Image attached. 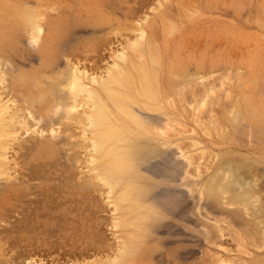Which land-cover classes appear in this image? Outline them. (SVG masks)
Wrapping results in <instances>:
<instances>
[{
  "label": "rangeland",
  "instance_id": "374dc122",
  "mask_svg": "<svg viewBox=\"0 0 264 264\" xmlns=\"http://www.w3.org/2000/svg\"><path fill=\"white\" fill-rule=\"evenodd\" d=\"M28 12H31V14L33 13L32 17L33 16L37 17L36 18L37 24L40 25L42 24L41 25L42 28L40 27L41 30L39 31L40 32L43 31L42 32L44 33L43 38L45 39H42V35H41L42 33L40 34L38 33L41 38L39 41H36V43L34 42V40L36 39L33 38L34 39L33 40L31 37L32 35L30 34V27H29L30 23H28L30 20L28 17H31V14ZM27 14L30 16H28ZM39 16H41L40 17L41 19L38 20ZM140 26H142L143 29L146 30L147 43L151 41L152 44L155 46L154 49L158 51L157 53H155V55L156 58L158 59V62H160L161 64V66H159L161 68H159L158 66L155 68L157 74L158 75L161 74L158 76L159 81L165 83L166 86H164L163 88L166 91L162 89L163 92L161 94V97L164 104L163 102L161 103L159 110H156L154 114H151L152 116L148 114V111H140L141 114L136 113L137 116H139V119L141 117L140 122L141 120L143 121L141 122L142 125L140 124L139 126H136L130 123L129 126L128 123L126 125L127 126L126 128L128 130L139 129L140 131H143L141 132V134L144 137L140 135L141 142L149 139L148 135L150 133H151L150 135L153 137H155L156 135L155 138L159 141L160 145H162V146L158 145L159 149L157 148L158 149L156 155L157 159L150 160L149 158H146V160L149 161H146L144 163L142 162V165L140 167L142 170L140 174L145 173L146 181L153 182L158 185V186L155 185L157 187L154 186L152 188L155 191L154 190L152 191L151 189L150 191L151 193L149 192L148 196L142 199L143 207L149 203L151 204V202L154 203L155 206L160 204H166L165 203L166 198H169V196H171V198L174 199L173 201L174 204L172 202L171 204L167 203V206L171 205V207H167V208L168 209L171 208L172 210L175 211H174V215L173 212L171 211L172 214L169 216L170 219L167 217L168 219L166 220L162 219V221H158V222H148L145 225H143L145 230L147 229L148 230L146 231V233H142V239H144V241L143 240L141 241V249L143 250L140 251L139 259L136 262V264H243V263L264 264L263 262L264 234L261 235L260 232H258L259 235L257 234V230L258 228H260V226L257 225V223L256 225L254 224L256 226V227L254 226L256 228V230H254L256 233L252 229L251 230L253 233L251 231L250 232L247 231L249 227L247 226L248 224L244 220L248 218L249 219L259 218L261 220L264 219V215H262L264 214V207H263L264 202L262 203V200H264V190H263L264 189V131H263L264 130V0H0V59L2 57L4 59V62H7L5 63V65L7 64L5 69L3 66L2 71L8 72L6 75L7 78L4 77L6 79L4 80L7 83V79L9 78L12 80L14 84H16L15 95H18L15 98V96L11 94L10 96H8L9 97L8 99L17 100L19 98L20 99L25 98L29 100L30 98L32 99V97H34V99L36 100L38 99V101L39 99H41V101H39L36 104L37 110L41 109L42 107L44 108L48 104L50 106H53L55 101V98L53 97L54 95L53 91L57 89V88L56 89L53 88V86L55 87V82H57L55 81L56 78L62 77V75L64 77L67 74V72L70 71L71 69L70 66L77 68L79 71L80 70L86 71L88 72V74L92 76L100 75L101 73H103V71H105V68L109 66V63L111 62L110 59L112 55L111 53L119 51L121 47L125 45V43H128L131 40H133L137 34L136 30L139 29ZM48 34H50L51 36L48 37L49 36ZM43 40H45V42L47 43H45ZM43 49H46V51L44 52L43 55H41V57H39L41 50ZM48 50L49 51L52 50V52L50 53ZM47 51L49 52L48 53L49 55L46 54ZM150 66L152 65L150 64ZM151 71L155 72L154 69H151ZM5 72L3 74H6ZM2 76L0 77V79H2ZM53 76H54V80H53ZM199 76H202V80H199ZM180 77L181 78L183 77L182 79L183 81L185 80V77H187L186 83L190 78L191 79L193 78L196 81V83L185 86L186 84H183L182 80L181 81L178 80L179 82L178 84V82H176V78L178 79ZM162 78L165 80H163ZM51 79L54 81L53 86H52L53 82H51L52 81ZM172 80L175 82H173ZM6 83H4V85ZM167 83L168 85L171 86L173 85L174 87L170 88V86H168ZM177 84L180 85V87L183 84L182 87L185 86L184 89L186 88L185 92L186 90L189 89H191L192 92H190L189 90L188 91L189 93L188 92L185 94L182 93L184 92L182 90L183 88L176 87ZM193 85L195 86L193 87ZM167 86L169 88H165ZM189 86H191L192 88ZM2 87L4 88L5 86ZM199 87H202L200 88V90L203 91V96L202 94H200L201 91L199 90ZM176 88H180L182 91ZM100 89L103 94H106L108 91L112 90V89L103 90V88ZM173 89H176L180 92L174 90V94H175L174 95ZM115 90L117 92H115ZM119 90L120 92H118ZM170 90L172 91V93ZM195 90L196 91L199 90L197 94ZM208 90L211 91L209 92ZM6 92H4V94H6ZM121 92L122 93L125 92L124 94H126L128 91L123 89L122 90L114 89L112 91V94L118 96L117 93H121ZM193 92L195 94L194 99L192 98L194 96ZM211 92H213L214 95ZM58 93H60V91ZM132 93H133L132 91H129L127 93L128 98L126 97L127 101L130 103L134 102L136 98L135 94ZM190 93H192L193 95L191 94L188 95L187 97V94ZM6 96L7 95H5L4 98H6ZM130 96L132 98H129ZM185 96L187 98H185ZM200 97L202 98V100L200 99ZM232 98L233 99L238 98L236 100L242 101L245 107L247 104L249 105L251 104L252 111L254 112L256 111L257 114L255 117L256 119H253L255 121L251 119L252 121L248 120V122L251 121V123H247V124L243 123L245 125L244 126V129H246L245 131L243 129V125H240L242 127H239L238 125L232 122L231 114L233 108L237 104V101L233 100ZM229 99L231 100L229 101ZM243 99L246 102L250 100L249 101L250 103L248 102L246 104V102ZM167 100L168 103L166 102ZM170 100H172L171 102L173 103L169 102ZM191 100L193 103L191 102ZM196 101L198 105L196 104ZM200 101L201 103H198ZM172 104H174L177 109H175L174 105ZM249 105H247L246 109L248 108ZM170 106L172 107L171 108L172 110H169ZM182 106L185 107L184 108L185 111ZM198 106L200 108H198ZM195 107H197L198 109H196ZM186 108L188 109L186 110ZM194 109H196L197 111L201 109V111L200 113H198L199 111L197 112ZM21 111L23 113L24 111H26V114H28L27 117L30 116L31 114L30 113L31 111L30 110L27 111V109L26 110L22 109ZM211 111L212 113H209ZM179 112L181 117L178 114ZM182 113L185 114L183 115ZM162 114H164V116ZM165 114L170 115V117L173 116L174 118L173 117L171 118L172 121L173 119L176 121V122L174 121L175 125L174 123H170L171 124L170 127L172 126V130L174 127L175 130L181 128V125L184 126L183 128L179 129L181 132L179 130H176L177 132L173 130L176 134L179 133L180 136L175 135V133L173 132L170 133L167 137V135L165 134L167 122L166 125H164L165 120L162 123H160V121H162L163 119H167V115L165 116ZM56 115L54 117H56ZM144 115L146 116L149 115V116L147 118ZM190 115L191 117L189 119ZM209 115L210 116L212 115V117H210ZM54 117L49 121L48 120L44 121L42 119L43 126L46 127L49 126V124H52V127L49 128L50 130L48 129L49 131L48 130H47L48 132L46 131L47 133L45 132L46 128H44L43 126L42 127L44 129L39 130L41 127L39 125H41V123L38 125L39 129L36 126L34 130L32 128L28 132H26V129H28V127H25L26 129L19 127V131H20L19 133L23 134L22 137H25L26 135L27 137L28 136L34 137L35 134L38 136L36 131L37 132L40 131L41 133L44 131L46 134L42 133L43 137L44 135L45 136L47 135L46 137L49 136L51 138L52 137L51 134L52 135L54 134L53 137L55 139L53 140L55 141L58 139L57 137L59 135H60L59 137H61L62 135L63 138V136L65 137L66 135L64 132L65 128L62 130L64 134L62 133L58 134L57 132H61L59 131L60 128L62 129L64 127L61 126L62 123H64L65 125L67 124V122L62 120L63 122L59 124L60 120L59 119H58L59 121L54 120ZM182 117H185L184 120L181 119ZM259 118L261 121L259 120ZM30 120L32 121V117L30 118ZM151 120L152 122L155 120V122H153L152 125L150 122L149 125H151L152 127L153 125L157 126V127H153V129L154 128L158 129L159 133L158 132L155 133V131H157L156 129L155 131L153 130L152 132L151 130L152 127L151 128L148 127L149 125L147 121L149 122ZM57 121L59 122L58 125L56 124ZM35 122L33 124H37V122L39 123V121H37L36 123ZM157 122L160 123V125L159 124L157 125ZM179 122L181 123V125L179 124ZM172 124L174 125V127ZM220 124H222V126ZM177 125H180V127ZM57 126H61V127H57ZM235 126H238V128H236ZM55 127L58 128L59 130L56 129ZM147 127L150 129H148ZM53 128H55L58 131H54L55 129L51 131ZM183 129L186 130L183 131ZM235 129L236 130L240 129V131L238 130L240 133L238 131L236 132ZM251 129H253L254 131ZM22 130L24 131L23 133L21 132ZM226 131L229 134H227ZM76 132L77 134L79 133L78 130ZM185 132L187 133L185 134ZM209 132L210 134H208ZM31 133L33 135H31ZM55 133H57L58 135L57 137ZM181 133L184 134L181 135ZM160 134L163 135L161 136ZM48 138L45 139L42 138V139L45 141V144H49L50 146L55 144L57 145L60 142L59 140L60 138L58 139L59 142L56 141V143H52L54 141L53 140L49 141L50 138L49 139ZM193 140L195 142H193ZM20 141H18V143H20ZM196 142H198V144L200 145H198ZM165 143L167 144L169 143V144L167 145ZM195 143L197 144L198 147L197 146L194 147L196 145ZM20 144H16L13 149L20 147ZM176 144H179L178 145L179 148ZM192 144L194 146H192ZM181 146H183L182 149L184 150L182 154L180 150ZM60 148L62 149V146H60ZM65 148L67 149V147ZM184 148L187 149L185 150ZM18 149L19 151L15 150L16 152H13L14 150L12 151V149L10 150L11 153L12 152L14 153V156L13 153L11 154L9 152V154L12 155L9 156L12 157V159L10 158V160L12 161L11 163H13L14 160L15 162H17L16 164L15 163L14 164L15 165L18 164V165L12 166L14 165L12 164L10 166L9 164L10 167L7 166V168H5L8 169L7 170L8 173L11 170H13L14 172H11L10 179L9 177L7 178H4L3 176H2L3 178L0 177V188H1L0 190L2 191L4 189L8 191L11 188H13L16 184L20 185V182L21 184L23 182L27 183L24 184L27 186V188L32 190L33 187L32 193H34V195L32 196H35V194L37 193L39 194L38 195L39 197L41 196L46 198V200L43 198L45 200V203H47V201L49 203L53 201V203L50 204L47 203V204L49 205L52 204L51 206H54L53 207L54 209L51 206L49 207V205L45 204L44 201L41 203L43 205H38L40 204V202L38 203V201H41L39 198H38L39 200L37 199L38 196H35L36 198L30 196L28 197L29 198L28 203L26 200L27 198H25L24 199L25 201H23L21 205L18 204L21 208V213L16 212L14 213V216L12 214V217H7V219L5 218L3 219V221L0 220L1 221L0 231L4 229H6V231L10 230L11 232L15 231L14 233L12 232L11 234L7 233L8 236H6L7 235L6 234L4 235L6 237L3 238L5 240L0 241V264H106L109 263V261L111 262L112 258H114L112 256L116 255L117 253V248H118L117 246L119 243V239L125 237L126 234H128L127 232L129 231H131V233L136 232V228L130 226V224L133 223L136 217L137 220H139L142 217L143 210L134 211L133 208L130 209L133 204H131L130 202H128V204L125 203L126 205L124 204L121 210L122 211L121 213H124L123 220L124 219L125 220L122 221V224L118 229L112 228L113 218L119 219V216L121 214L119 211H117L115 212V214L117 215L119 213L117 215L118 217H114L116 215H111L114 214V212H112L113 207L111 208L110 206L109 208V204L111 203V201H108L106 197H103L105 196V194L103 193L101 188L98 191L97 188L99 187L94 186L95 190H91L92 188L94 189V187H92L91 189H89L91 190L90 192H88L89 190H87V192L85 191L86 193H88L87 195H89L91 199L85 197L87 195L85 194L84 191H83L84 194H82L83 193L82 190L81 193L80 191L77 192V197L75 198L76 194L73 192L71 188L68 189V187L62 185V189H60L61 179L59 178L58 175H60L59 174L60 171L64 169L62 167L67 166L64 163V159L65 158L67 159L66 156H68V153L70 151L68 152V150L65 149L68 152L65 153L64 149H62L63 151L60 149V155L58 157L57 156H54L55 158L52 156L48 157L45 160L44 163L46 164H44L43 167L41 165L37 167L38 169L40 167L42 168L45 167L44 170L45 172L41 171L42 168H40L39 171H41L42 174L46 173V176L42 177V175L39 174L38 172V174L40 175L39 177L42 178L45 177V180L43 179L44 180L43 181L41 180L42 178L36 179V177H38V174L35 173L37 172V169H35L37 164L30 161V156H33V154L30 155V152L24 149L26 154L25 155L23 154L24 153L23 148H22V152H21V147ZM170 149H171V154L169 153ZM202 149H205L204 151H202L204 152V154H202L201 152ZM77 150L79 151V153L82 152V150L79 148ZM167 151H169L168 152L169 156L167 155L168 154ZM197 151L198 153L200 152V155L197 153ZM161 152L163 153L164 156L162 154H161L162 156H160ZM185 152H187V155ZM19 153L21 154L17 155ZM193 153H194V158L192 155ZM158 154L160 157H158ZM179 154L180 156H178ZM195 154L197 155L196 157ZM216 154L218 156H216ZM81 155L82 156L80 157H83L84 153L82 152ZM165 155H166V159L164 158ZM188 155L189 156L191 155L193 160L195 159L194 160L195 164L193 165L192 164L193 161L192 162L190 161L188 166L189 168L185 169V165H188L189 162L187 159L189 157ZM201 155L202 157L200 158ZM213 155H215V157ZM167 156L169 158L168 160H167ZM184 159H186V161ZM233 160H238V161L241 160L242 165H247L248 163V165L254 168L253 169L254 174L253 172L251 173L252 170L251 169L249 170L250 173L249 172L247 173V176L249 178V175L252 176L255 174L257 175L253 177L250 176L249 180L253 178V181H250L253 182L251 183L252 185L251 192L253 193V195L256 193L259 195V196L254 195L258 197V201H259L258 209L254 208L255 209L254 210L252 207H250L251 209H249L248 207L249 205L246 207L243 206L244 207L243 208L240 205L238 208L228 207V210H230L231 208L230 210L231 213H230L227 210H224L222 212L221 210H219L220 211L219 212L218 211L219 208L218 206H216L217 204L214 206V208L210 207L215 204L213 203L215 199L214 197H219V195H217L218 194L217 191H215L216 186L214 187L215 185L214 183L216 181H212L214 172L218 170V168L220 169L222 167V163ZM81 161L80 163L79 162L78 163L82 167L81 169L84 170L81 171L80 174L86 175L87 173L85 168L86 163L85 164L84 162L81 163ZM152 162L156 164L153 165ZM165 162H167L166 166H165ZM47 163H49L50 165ZM52 163H55V167H53L54 164L52 166ZM146 163H149L150 165ZM182 164L185 165L183 166ZM191 164L193 166H190ZM45 165L49 166V168H53V170L55 171L52 170L53 171L52 172L49 168L47 169ZM144 166L146 167L148 166L150 168L154 167V169L155 167L156 168L158 167L162 172H158L159 171L157 170L158 168L156 169V171L153 168H151V171H153L154 173L153 174L151 173V171L144 170ZM167 166L168 168H166ZM28 167L29 169H27ZM162 167L165 169H163ZM174 167L175 168L177 167L178 169L176 168L177 170L175 169L173 170ZM23 168L25 169L26 172L24 170L22 171ZM30 168L34 169V173L35 175H37L36 177L32 176L34 173H32L33 170L31 171ZM59 168L62 169L60 170ZM169 168L170 169L172 168L173 174L176 173V175L175 174L174 175L177 177L176 178L173 175L174 176V177L172 176L173 180L170 181V183L165 179L164 180L161 179L163 175L164 178L165 176H167V172H165L164 170L166 169L168 170ZM182 168L183 171L178 172L181 171ZM28 170L31 171L30 172L31 174L28 173ZM184 170L186 171V174L188 172V175H192V173L194 174L192 176H189L191 178L184 179V172H185ZM18 172L21 173L20 176H17L19 175ZM23 172L25 173V175ZM55 172H57L58 174H54ZM158 174H161L162 176ZM49 175H51V178L54 177V180L52 178L53 183H51L52 181ZM157 175L158 177L160 176L161 178H158ZM16 176L19 179L15 178ZM24 176L25 177L27 176V178L25 179L27 182L24 180L25 178ZM79 176L82 178L81 175ZM146 176L149 178V180L148 178H146ZM21 177L22 178L24 177L23 178L24 181H21L22 180ZM179 177L181 178L183 177L182 182L180 180L181 183L178 180ZM255 177L259 178V180H257ZM206 178H208V180H206ZM38 179H40L41 181L38 182ZM31 180L32 182H30ZM12 181L15 184H13ZM17 181L20 182L17 183ZM28 181L29 183L35 185V188L33 185H30L31 187H29ZM62 183L63 182H61V184ZM192 183L194 184L197 183V184L194 185ZM46 184L47 185L52 184L53 189L54 187L56 188L60 186L59 190L60 191L63 190L61 193L60 191L58 192V190L55 191L56 189L53 190L51 188V190L55 191V192L52 191L54 193V196L55 195L58 196V194L60 193L61 194V195L59 194L60 197H62V195L63 197L62 198L57 196L53 197V193L51 192V190L49 191L51 194L49 193L50 195L47 196L48 200L46 195L45 196L40 195V190L37 187ZM186 185L188 188L185 187ZM191 185H193L196 188V191L193 189V186L191 187ZM199 185L200 187H198L199 189H197L196 186ZM4 186L7 189L3 188ZM183 187H185L186 189H183ZM164 188L169 195V196L167 195L166 198L164 197L165 196L164 194L167 193H165V191L162 190ZM191 188L193 191L191 190ZM200 188L202 192L204 190L201 198L198 197L199 194L201 196V193H199L201 192ZM212 188L214 189L213 192H212L213 190ZM64 189H66V192L68 194L64 191ZM158 189L159 191L161 190V192L163 191L164 196H161L162 195L161 192H159L160 194L156 193L157 197H159L156 200L155 199L156 195H154L153 192H157L156 190ZM173 189L175 190L172 191ZM188 189L192 191V194L191 192L188 191ZM184 190H186L187 192H185ZM208 190L209 191L211 190L210 194L212 195L213 198L209 195V192H207ZM1 191H0V205H1L0 209L2 207L3 202H12L11 200H8L10 198L7 195V191H4V193H2ZM56 192H58V194H55ZM193 192L196 193L194 194ZM1 193L4 195H2ZM204 193L205 196H207L208 193V199H206L207 197L203 196ZM74 194H75L74 196L75 199H79L81 201L84 200L82 201V203L81 201L77 200L81 204V205L78 204V207L80 209L79 208L77 209V205L75 203L78 202H75L74 199L72 200L73 197L70 198L72 201L68 198L69 196H72ZM151 194L154 195L155 198ZM80 195L81 196L85 195L83 197L87 198L88 200L83 199V197H78ZM209 197L211 199H209ZM30 198H32L31 201ZM59 198H60V202L61 201L63 202L64 199L65 200L68 199L67 202L72 203L74 201L75 203L68 204L65 203L66 202L65 201L64 202L65 206L60 205V203L58 202ZM103 198L106 200L103 201ZM150 198L152 199L154 198L155 200H152ZM202 198H204V201ZM185 199L187 202H184ZM207 200L208 201L210 200L212 203L208 204L209 202ZM29 202H32L33 204H30ZM36 203L37 205H35ZM44 204L45 206L46 205L47 206L45 207ZM193 204L195 205V207ZM13 205H17V203H14L13 201L10 207L12 208ZM196 205L197 207L198 205H200L198 208H200L201 206L203 208L204 206L205 208L203 209L205 210L201 208L200 209L197 208L199 211L198 210L195 211ZM37 206H39L38 209ZM55 207H58L59 209L58 208L55 209ZM209 207L213 212L211 210L209 211ZM124 208L127 209L124 210ZM74 209L75 211L73 212ZM109 209L112 210L111 211L112 213L110 212ZM69 210H72V212ZM78 210L80 212H78ZM179 210H180L179 215L183 213L182 210H184L185 211L184 213L186 214L183 213L182 216L181 215L179 216L178 215ZM187 210L190 211V214H188L189 212ZM200 210L202 211L201 212L202 214L201 213L196 214V212H200ZM257 210L261 211L262 214L259 215ZM133 211L135 213H133ZM204 211L206 212L203 215ZM233 211H240L239 214L241 213V215L243 214L246 217L245 218L243 217L244 219L240 218L241 216L235 217V215L232 214ZM77 212L80 216L77 214ZM125 212H127V215L125 214ZM130 212L132 213V215L130 214ZM214 213H216L217 216ZM219 213L221 216L219 215ZM176 214L178 215V217L176 216ZM192 214L193 215L195 214L194 216L197 218H195ZM200 214L201 216L203 215V217L199 216ZM27 215H29L28 220L25 219V216L27 218ZM128 215H131L129 216L130 218L128 217ZM9 216H11V214ZM204 216L207 217L208 220L205 219ZM211 216L213 218L212 221H211L212 219ZM180 217H183V220L182 218L180 219ZM214 217L216 219L218 218L219 222L222 223V224L219 223V225H223V228H221L222 230H225L226 228V230L223 232H226L227 236L224 237L223 239L222 238L220 239L219 236H221V234L219 235L218 232H216L218 231V229H216L214 225L213 222L215 221ZM219 217H223V218L221 219ZM235 218H237L236 219L237 221L239 218L241 219L239 221L240 225L239 222L233 220ZM130 219L132 222L130 221ZM196 219L198 221H196ZM181 220L182 222H180ZM220 220L221 221L224 220V221L221 222ZM202 221L203 222L206 221L205 224L206 226L203 224L205 227H203ZM232 221H235L236 224ZM241 221L243 223H241ZM198 222L201 224L198 225ZM244 222H245V226H247V229L245 226H243ZM1 223L4 225H2ZM109 223L111 226H109ZM185 223L187 224V226ZM223 223H225L226 225ZM196 225L200 227V229H198ZM207 226L212 227V229L208 227L209 231H207L208 230L206 229ZM63 228L66 229L64 230ZM182 228H184L186 231H184ZM149 229H152L153 231ZM213 229H215V233L213 232L214 231ZM199 230L201 231L198 232ZM149 231H151L152 233L151 232L149 233ZM171 231L172 232L175 231L176 233L172 234ZM229 233L231 235L233 234L234 238ZM239 233H241V235H239ZM146 236L148 237L147 239H149L150 242L145 241ZM250 236H252V238ZM64 237L68 239V241L67 240L65 241ZM241 237H243L244 239ZM18 238H20V240ZM216 239L218 240V242ZM18 240L20 242H17ZM211 241L214 243V245L213 243L210 244ZM64 243L65 245L67 244L66 246L68 248L66 247L67 250L65 249L66 251L63 252L65 248ZM56 244L59 246H57ZM61 245L64 248L60 249ZM67 251L68 252L71 251V254L70 252L68 253ZM60 253L62 254L60 255ZM63 253H68L70 255L66 254L65 256V254Z\"/></svg>",
  "mask_w": 264,
  "mask_h": 264
},
{
  "label": "bare ground",
  "instance_id": "6f19581e",
  "mask_svg": "<svg viewBox=\"0 0 264 264\" xmlns=\"http://www.w3.org/2000/svg\"><path fill=\"white\" fill-rule=\"evenodd\" d=\"M163 7V6H162ZM164 8V7H163ZM37 10V9H36ZM35 10V11H36ZM167 10V9H166ZM33 11V10H32ZM38 12V11H37ZM28 13H30L31 14V12H28ZM35 13V12H34ZM33 14V13H32ZM32 14H31V17H28L29 18V22L28 23H30V25H29V27H30V34L32 35L31 37H32V39L34 38V39H36V40H34V42L36 43V41H39L40 40V33H42V32H40L39 30H41L40 29V27H41V25L40 24H37V20H36V18L37 17H35V16H33L32 17ZM28 15V14H27ZM28 16H30V15H28ZM41 16H39V18H38V20L39 19H41L40 18ZM43 17V16H42ZM43 20V19H42ZM146 20V19H145ZM56 23V22H55ZM45 24V23H44ZM46 25V24H45ZM42 28V27H41ZM171 28V27H170ZM39 33V34H38ZM136 36L134 37V39L133 40H131L130 42H128V43H125V45H123L122 47H121V49L119 50V51H116V52H113V53H111L112 55H111V57H110V59H111V62L109 63V66L108 67H106L105 68V71H103V73H101L100 75H90V74H88V72H86V71H79L77 68H75V67H72V66H70L71 67V69H70V71L69 72H67V74L63 77V75H62V77H59V78H56L55 79V81H57V82H55V87L53 86V84H54V76H53V80L51 81V82H53L52 83V86H53V88L54 89H56L55 91H53V93H54V95H53V97L55 98V101H54V105L53 106H50L49 104L47 105V106H45L44 108L42 107L41 109H36V104L39 102V101H41V99H39V101H38V99L36 100V99H34V97H32V99L30 98L29 100H27V99H25V98H19V99H8L9 97L8 96H10L11 94H13L14 96H15V98L18 96V95H15V85L16 84H14L13 82H12V80L11 79H7V83H6V79L5 78H7V73L8 72H5L6 74H3L4 72L2 71L3 70V66H4V69H5V67H6V65H5V63H7V62H4V59L1 57V59L3 60H1L0 59V77L2 76V79H0V177L1 178H7V177H9V179L11 178V172H14L13 170H11L9 173L7 172V170L8 169H5V168H7V166H9V164H10V166L12 165V164H16L17 162H15L14 160H13V163H11L12 161L10 160V158L12 159V157H9V156H12V155H10L9 154V152H10V150L12 149V151L13 152H16L15 150H17V151H19V149L18 148H20L21 147V152H22V148H23V151H24V149L26 150V151H29L30 152V155H32L33 154V156H30V161L31 162H33V163H35V164H37V166L35 167V169H37V172H35V173H37L38 174V172H39V174H41L42 175V177L43 176H46V173L44 174H42V172L41 171H43V172H45L44 170H45V167L44 168H42L43 166H44V164H46V163H44L45 162V160L48 158V157H54V156H59L60 155V146H62V149H64L65 147H67V149L66 150H68V152L70 151L71 152V154H70V152L68 153L65 149H64V151H65V153L67 152L68 153V156H66L67 157V159L65 158L64 159V163L67 165V166H65V167H62V168H64V169H60L61 171H60V175H58L59 176V178L61 179V182H63L62 184H61V182H60V185H61V188L60 189H62V185H64V186H66V187H68V189L69 188H71L72 190H73V192L76 194V196H75V194L74 195H72V196H69L68 198L70 199L71 197H73L72 198V200L74 199L75 200V202H78V203H75L74 201L72 202V203H75L76 205H77V209L79 208L78 207V204H80L79 203V201H81V200H79V199H75L76 197H77V192H79L80 191V193H81V190H82V192L84 191H86L87 192V190H89V189H91L92 187H94V186H97V187H99V188H97L98 189V191H99V189L101 188V190L103 191V193L105 194V196H103V197H106L107 198V200L108 201H111V203L109 204V208H110V206H111V208L113 209V211L112 210H110V212L112 211V212H114V214H111V215H116L115 214V212H117V211H119L120 212V216H119V219L118 218H113V225H112V228H115V229H118L119 227H120V225L122 224V221H124L123 220V218H124V213H121L122 211V208H123V205L126 203V204H128V202H130L131 204H133L132 205V207L130 208V209H134V211H139V210H143V212H142V217L139 219V220H137V217L135 218V220L133 221V223H131L130 224V226H132V227H134V228H136V232L135 233H131V231H129V232H127L128 234H126V236L125 237H123V238H120L119 239V243H118V248H117V253H116V255H114V256H112V257H114V258H112V261L110 262L109 261V263H106V264H136V262L138 261V259H139V253H140V251L141 250H143V249H141V241L143 240L144 241V239H142V233H146V231L148 230H145V228L143 227V225H145L146 223H148V222H158V221H162V219H170V215L172 214L171 213V211L173 212V215H174V211L175 210H172L171 208H167V207H171V205L170 206H167V203H170L171 204V202L174 204V199L173 198H171V196H169L168 195V192H166L165 191V188L164 189H162L163 191H165V193H167V194H164L163 195V191L161 192V190L159 191V189L158 190H156L157 192H153L154 193V195H156L155 197H154V195H152L156 200L159 198V197H157V194L156 193H158V194H160L159 192H161L162 193V195L161 196H164L165 198H166V196L168 195L169 196V198H166V201H165V203L166 204H160L158 201V203L160 204V205H156L155 206V204L154 203H152L151 202V204L149 203V204H147L146 206H144L143 207V203H142V199H144V198H146L147 196H148V194H149V192L151 191V189L155 186V185H157V184H155V183H153V182H148V181H146V179H145V173H143V174H140L141 173V165H142V162L144 163V162H146V161H149V160H146V158H149L150 160L151 159H157L156 157V155H157V150L159 149V146H162V145H160V143H159V141L155 138L156 137V135H155V137H153V136H151L149 133V135H148V137H149V139H147V140H144L143 142H141L140 140H141V137H140V135L142 136V137H144L142 134H141V132H143V131H140L139 129H134V130H128L126 127V125L129 123V126H130V123H132V124H134V125H136V126H139L140 124H141V122H143L142 120H141V122H140V119H141V117H140V119H139V116H137V114H141L140 113V111H148V114H154V112H156V110H159V108H160V105H161V103L163 102V100H162V97H161V94H162V92H163V90L162 89H164L163 87L164 86H166L165 85V83H163L162 81H159V75H161V74H157V72H156V68L155 67H159V66H161V64H160V62H158V59L156 58V55H155V53H157L158 51L156 50V49H154V45L152 44V42L151 41H149L148 43H147V40H146V38H147V35H146V30H144L143 29V27L142 26H140L139 27V29H137L136 30ZM43 34L44 33H42L41 35H42V39H45V38H43ZM49 35V36H48ZM48 35H46V36H48V37H50L51 35L50 34H48ZM53 35V34H52ZM35 37H38V38H35ZM45 37V36H44ZM42 39H41V41H42ZM47 40V39H46ZM51 40V39H50ZM44 42H45V40H43ZM51 42V41H50ZM155 42V41H154ZM39 43V42H38ZM45 43H47V42H45ZM156 43V42H155ZM43 44V43H42ZM49 44V43H48ZM39 45V44H38ZM38 45H36V46H38ZM9 46V45H8ZM44 46V45H43ZM49 46V45H48ZM46 47V46H45ZM50 47H52V46H50ZM34 48H36V47H34ZM43 48V47H42ZM3 49V48H2ZM53 49V48H52ZM6 51V50H5ZM46 51V49H43V50H41V53H40V55H39V57H41V55H43L44 54V52ZM49 51V50H48ZM46 52V54H48L49 52L51 53L52 52V50L51 51H49V52ZM37 54H39V53H37ZM49 55V54H48ZM41 60V59H40ZM46 61V60H45ZM2 63H3V65H2ZM149 64V66H148V64ZM147 66H146V65ZM150 64L152 65V66H150ZM41 65V64H40ZM69 67V68H70ZM44 68V67H43ZM68 68V69H69ZM159 68H161V67H159ZM151 69H154L155 70V72H152L151 71ZM180 70V69H179ZM3 73H2V72ZM20 71V70H19ZM2 74V75H1ZM49 76V75H48ZM56 76V75H55ZM60 76V75H59ZM163 76V75H162ZM176 76V75H175ZM5 77V78H4ZM177 77V76H176ZM179 77V76H178ZM188 77V76H187ZM187 77H185V80L183 81L182 79H183V77L181 78H176V82H178V80L179 81H183L182 83L183 84H186L185 86H188V85H191V84H195L196 83V81L192 78H190L188 81H187V83H186V78ZM164 78H165V76H164ZM5 79V80H4ZM163 79V78H162ZM224 79V78H223ZM9 80V81H8ZM163 80H165V79H163ZM175 80V79H174ZM199 80H202V76H199ZM5 81V82H4ZM173 81V80H172ZM173 82H175V81H173ZM4 83H6L5 85H4ZM169 83V82H168ZM168 83H167V85H168ZM174 84V83H173ZM178 84H179V82H178ZM177 84V86L176 87H180V85H178ZM180 84H181V82H180ZM182 84V85H183ZM203 84V83H202ZM182 85H181V87H182ZM2 86H5L4 88L2 87ZM168 86H170V88H173L174 86L172 85H168ZM165 87V88H169V87ZM184 86V87H185ZM195 85H193V87H194ZM180 87V88H181ZM184 87H182L183 89V91L184 92H182V93H187L189 90H190V92H192L191 91V89H189V90H186V92H185V89H184ZM189 87H191V86H189ZM7 90H6V89ZM48 88H50V87H48ZM100 88H103V90L104 89H112L111 91H108L106 94H103L102 92H101V89ZM180 88H176V89H180ZM192 88V87H191ZM200 88H202V87H199V90H200ZM114 89H123V90H126V91H132L134 94H135V101L134 102H132V103H130V102H128L127 101V93L126 94H124L125 92H121V93H117L118 94V96L117 95H114V94H112V91L114 90ZM176 89H173V94H174V90L175 91H178V90H176ZM187 89H188V87H187ZM198 89V88H197ZM7 92H6V91ZM60 91V93H58L59 91ZM165 90V89H164ZM167 90H169V89H167ZM181 90V89H180ZM181 90V91H182ZM198 90V91H199ZM20 91V90H19ZM57 91V92H56ZM166 91V90H165ZM171 91V90H170ZM198 91H196L195 90V92H196V94H197V92ZM201 91V90H200ZM209 91V90H208ZM211 91V90H210ZM209 91V92H210ZM228 91V90H227ZM4 92H6V94H4ZM56 92V93H55ZM110 92V93H109ZM115 92H117L116 90H115ZM118 92H120V90L118 91ZM178 92H180V91H178ZM214 92V91H213ZM213 92H211V93H213ZM132 93V94H133ZM171 93H172V91H171ZM189 93V92H188ZM205 93V92H204ZM18 94V93H17ZM131 94V93H130ZM177 94V93H176ZM192 93H190V94H187V97H188V95H191ZM193 94H194V92H193ZM192 94V95H193ZM199 94V93H198ZM200 94H202V96H203V91H201V93ZM199 94V95H200ZM207 94V93H206ZM205 94V95H206ZM5 95H7L6 96V98H4V96ZM168 95V94H167ZM170 95V94H169ZM175 95V94H174ZM199 95H198V97H199ZM213 95H214V93H213ZM213 95H211V96H213ZM13 96V97H14ZM22 96V95H21ZM134 96V95H133ZM166 96V95H165ZM172 96V95H171ZM201 96V97H202ZM127 97V98H126ZM163 97H164V95H163ZM186 96H185V98H187ZM196 97H197V95H196ZM200 97V99L202 100V98ZM129 98H132L131 96L129 97ZM168 98V97H167ZM171 98V97H170ZM180 98H182V97H180ZM184 98V97H183ZM184 98V99H185ZM193 99L195 98V94H194V96L192 97ZM214 98V97H213ZM241 98V97H240ZM243 98H244V96H243ZM169 99V98H168ZM233 99V98H232ZM236 99H238V98H236ZM236 99H233V100H236ZM242 99V98H241ZM240 99V100H241ZM172 100H173V98H172ZM172 100H170L169 102H171ZM181 100V99H180ZM186 100V99H185ZM198 100H199V98H198ZM197 100V101H198ZM203 100H206V99H203ZM231 99H229V101H230ZM244 100V99H243ZM133 101V100H132ZM195 101V100H194ZM197 101H196V104H197ZM214 101V100H213ZM237 101V100H236ZM245 101V100H244ZM250 101V100H249ZM249 101H245L246 102V104L249 102ZM21 102V103H20ZM23 102V103H22ZM167 103H168V100L166 101ZM191 102H192V100H191ZM210 102V101H209ZM171 103H173V102H171ZM170 103V104H171ZM193 103V102H192ZM198 103H201V101L200 102H198ZM232 103V102H231ZM250 103V102H249ZM163 104H164V102H163ZM204 104V103H203ZM169 105V104H168ZM172 105H174V104H172ZM193 105V104H192ZM198 105V104H197ZM235 105V104H234ZM247 105H249V104H247ZM247 105H246V107H247ZM50 106V107H49ZM185 106V105H184ZM184 106H182L183 107V109L185 108ZM190 106H191V104H190ZM200 106V105H199ZM198 106V108H200ZM162 107V106H161ZM186 107H187V105H186ZM231 107V106H230ZM246 107H245V105L243 104V102L242 101H237V104H236V106L233 108V111H232V114H231V119H232V122L234 123V124H236V125H238L239 127H242V126H240V125H243V129H244V124L243 123H251V121L253 120V119H256L255 117H256V111L254 112V111H252V105L250 104L249 106H248V112H247V109H246ZM253 107H254V105H253ZM163 108V107H162ZM167 108V107H166ZM170 109L169 110H172L171 108V106L169 107ZM174 108L175 109H177L176 108V106L174 105ZM191 108V107H190ZM196 109H198L197 107H195ZM231 108V109H232ZM26 110L27 109V111L28 110H30L29 112L31 113H29L30 114V116H28L27 117V115L28 114H26V111H24V113L21 111V110ZM174 109V110H175ZM188 108H186V110H187ZM196 109H194L195 111H197ZM219 109V108H218ZM163 110V109H162ZM173 110V111H174ZM179 110V109H178ZM253 110H254V108H253ZM176 111V110H175ZM184 111H185V109H184ZM199 111V112H198ZM197 112L198 113H200V111H201V109L200 110H198ZM210 111V110H209ZM231 111V110H230ZM229 111V112H230ZM151 112V113H150ZM161 112V111H160ZM178 112V111H177ZM176 112V113H177ZM183 112V111H182ZM247 112V113H246ZM137 113V114H136ZM202 113H203V111H202ZM209 113H212V111L211 112H209ZM218 113V112H217ZM25 114V115H24ZM58 116H57V115ZM144 114V113H143ZM146 114V113H145ZM157 114H160V113H157ZM179 115H180V112L178 113ZM183 114V113H182ZM185 114V113H184ZM183 114V115H184ZM220 114V113H219ZM56 115V117H54ZM163 116H164V114H162ZM167 115V119H161L162 121H160V123H162L164 120V125H166V122H167V125H166V135H167V137H168V135L170 134V133H173L174 131L175 132H177L176 130H179V129H181V128H183L184 126H182L181 125V123L179 122V124L181 125V128H179L180 127V125H177V126H179L178 128L179 129H175L174 130V125H175V123H174V119H173V121H172V117H170V115H168V114H165V116ZM226 115V114H225ZM141 116V115H140ZM144 116H146V115H144ZM148 116L149 115H147L146 117L148 118ZM152 116V115H151ZM186 116V115H185ZM210 116V115H209ZM220 116V115H219ZM32 117V121L30 120V118ZM54 117V120H60V123L57 121V125H58V123L59 124H61V122H63L62 120H64L65 122H67V124H65L64 125V123H62V125L61 126H64L62 129L60 128V130L58 129V128H56V129H58L59 131H61V132H57L58 134H60V133H62V134H64L63 132H62V130L64 129V132H65V137L63 136V138H62V135H61V137H59L58 135H57V133H55V135H56V137L60 140V142H59V140L57 139L56 141H58L59 143L56 145H49V144H45V141L43 140V139H45V138H48V137H46L45 135H44V137H43V134L42 133H45L49 128H51L52 127V124H49V126H43V124H42V119L44 120V121H49L50 119H52ZM169 117V118H168ZM180 117H181V115H180ZM190 117H191V115L189 116V119H190ZM202 117V116H201ZM210 117H212V115L210 116ZM258 117V116H257ZM34 118V119H33ZM57 118V119H56ZM151 118V117H150ZM174 118V117H173ZM179 118V117H178ZM184 118L185 117H182L181 119H183L184 120ZM152 119V118H151ZM158 119V118H157ZM188 119V118H187ZM187 119H185V120H187ZM227 119V118H226ZM252 119V120H251ZM53 120V121H54ZM216 120V119H215ZM248 120H251L250 122H248ZM258 120V119H257ZM259 120H260V118H259ZM36 121H39V123L37 122V124H33L34 122ZM218 121V120H217ZM228 121V120H227ZM253 121H255V120H253ZM261 121V120H260ZM32 122V123H31ZM35 122V123H36ZM150 122H151V125H152V123L153 122H155V120L152 122V120L151 121H147V123H148V125L150 124ZM176 122V121H175ZM197 122V121H196ZM202 122V121H201ZM257 122V121H256ZM41 123V125H39ZM160 123H158L157 122V125L159 124L160 125ZM170 123H174V125H173V130H172V126L170 127ZM184 123V122H183ZM220 123V122H219ZM31 124V125H30ZM154 124H156V123H154ZM185 124V123H184ZM201 124V123H200ZM212 124V123H211ZM218 124V123H217ZM253 124H254V122H253ZM252 124V125H253ZM38 125L39 126H43L44 128H46V130H45V132L43 131L42 133L40 132V131H36V133L38 134V136L36 135H34V137L33 136H28L27 137V135L25 136V137H22L23 136V134H21V133H19L20 131H19V127H22V128H25V127H28V129H26V132H28V131H30L32 128H33V130H34V128L37 126V128H38ZM54 125V124H53ZM142 125V124H141ZM145 125H147V124H145ZM151 125H149L148 127H152ZM198 125V124H197ZM216 125V124H215ZM221 126H222V124H220ZM219 125V126H220ZM249 125V124H248ZM31 126V127H30ZM56 126V125H55ZM61 126H57V127H61ZM144 126V125H143ZM163 126V125H162ZM177 126H176V128H177ZM238 126H235L236 128H238ZM247 126V125H246ZM40 127V129L39 130H42V129H44L43 127L41 128ZM146 127V126H145ZM147 127V128H148ZM153 127H157V126H154L153 125ZM153 127L151 128V130H152V132H153V130L155 131V129L156 128H154L153 129ZM205 127V126H204ZM203 127V128H204ZM217 127V126H216ZM55 128H53L51 131H53ZM150 128H148V129H150ZM171 128V129H170ZM187 128V127H186ZM223 128V127H222ZM250 128V127H249ZM252 128V127H251ZM254 128V127H253ZM54 130V131H58V130ZM129 129H130V127H129ZM143 129H144V127H143ZM188 129V128H187ZM242 129V130H243ZM248 129V128H247ZM50 130V129H49ZM48 130V131H49ZM79 131V133L77 134V132L76 131ZM157 131H155V133H157L158 132V129H156ZM170 130V131H169ZM186 130V129H185ZM184 129H183V131H185ZM232 130V129H231ZM236 130V129H235ZM239 131H240V129H238ZM238 130H236V132L238 131ZM246 129H244V131H245ZM251 130H253V129H251ZM256 130V129H255ZM258 130V129H257ZM47 131V132H48ZM144 131H146V130H144ZM162 131V130H161ZM180 131V130H179ZM182 131V132H183ZM238 131V132H239ZM250 131V130H249ZM254 131V130H253ZM259 131V130H258ZM264 131V130H263ZM22 133L24 132L23 130L21 131ZM32 132V131H31ZM46 132V133H47ZM147 132H149V131H147ZM164 132V131H163ZM174 132V133H175ZM181 132V131H180ZM188 132V131H187ZM187 132H185V134L187 133ZM216 132V131H215ZM218 132V131H217ZM221 132V131H220ZM219 132V133H220ZM227 132V131H226ZM234 132V131H233ZM236 132H235V134H236ZM45 133V134H46ZM159 133V132H158ZM240 133V132H239ZM246 133H248V132H246ZM257 133V132H256ZM260 133V132H259ZM49 134V133H48ZM132 134V135H131ZM182 134H184V133H181V135ZM208 134H210V132L208 133ZM221 134V133H220ZM227 134H229L228 132H227ZM244 134V133H243ZM242 134V135H243ZM251 134V133H250ZM29 135H30V132H29ZM31 135H33L32 133H31ZM39 135H42V136H39ZM147 135V134H146ZM153 135V134H152ZM161 136L163 135V134H160ZM173 135V134H172ZM175 135H178V136H180V134L179 133H175ZM226 135V134H225ZM245 135V134H244ZM51 138L49 139V141H52L53 139H55L53 136H54V134L52 135L51 134ZM165 136V135H164ZM174 136V135H173ZM172 136V137H173ZM211 136V135H210ZM222 136V135H221ZM236 136V135H235ZM238 136V135H237ZM240 136V135H239ZM252 136V135H251ZM27 137V138H26ZM30 137V138H29ZM170 137H171V135H170ZM20 138H22V139H20ZM43 138V139H42ZM225 138V137H224ZM251 138V137H250ZM23 139H25V140H23ZM47 139V140H48ZM76 139V140H75ZM162 139V138H161ZM22 141V143H21V141ZM238 140V139H237ZM18 141H20V143H18ZM54 142H52V143H56V141L55 140H53ZM182 141V140H181ZM184 141V140H183ZM192 141V140H191ZM162 142V141H161ZM193 142H195L194 140H193ZM192 142V143H193ZM176 143V142H175ZM186 143V142H185ZM197 144H198V142H196ZM195 143V144H196ZM16 144H20V147H18V148H16V149H13L14 148V146L16 145ZM165 144H167V143H165ZM169 144V143H168ZM167 144V145H168ZM191 144V143H190ZM194 144V143H193ZM192 144V146H194ZM197 144L194 146V147H196L197 146ZM242 144V143H241ZM159 145V146H158ZM173 145V144H172ZM171 145V146H172ZM177 146L179 145V144H176ZM198 145H200V144H198ZM202 145V144H201ZM19 146V145H18ZM147 148H146V147ZM58 147V148H57ZM64 147V148H63ZM182 147L183 146H181L180 148V150H181V154H182V152L184 151L183 149H182ZM185 147V146H184ZM190 147H191V145H190ZM198 147V146H197ZM81 149L82 150V152L84 153V156L83 157H80V156H82L81 154H82V152H80L79 153V151L77 150V149ZM158 148V149H157ZM178 148H179V146H178ZM61 149V150H62ZM161 149V148H160ZM185 150L187 149V148H184ZM163 150V149H162ZM167 150H168V147H167ZM205 149H202L201 150V152L202 151H204ZM63 151V150H62ZM62 151H61V153H62ZM170 151V152H169ZM169 151H167V153L169 152L170 154H171V149L169 150ZM12 152V153H13ZM166 152V151H165ZM11 153V152H10ZM11 153V154H12ZM169 153L167 154L168 156H169ZM180 153V152H179ZM186 153V155H187V152H185ZM197 153H198V151H197ZM208 153V152H207ZM209 153H210V151H209ZM212 153V152H211ZM216 153V152H215ZM21 153H19V154H17V155H20ZM23 154H25V151H24V153ZM70 154V155H69ZM163 155V153L161 152L160 153V156H162ZM165 154V153H164ZM199 155H200V152L198 153ZM202 154H204V152H202ZM26 155V154H25ZM28 155H29V153H28ZM193 155V158H194V153L192 154ZM198 155V156H199ZM206 155H208V154H206ZM228 155V154H227ZM227 155H225V156H227ZM13 156H14V153H13ZM159 156V154H158V157H160ZM164 156V155H163ZM168 156H167V160L169 159L168 158ZM174 156H176V155H174ZM178 156H180V154L178 155ZM189 156V155H188ZM197 155L195 154V157H196ZM214 157H215V155H213ZM216 156H218L217 154H216ZM24 157H26V156H24ZM183 157V156H182ZM186 157V156H185ZM202 157V155L200 156V158ZM206 157V156H205ZM211 157V156H210ZM222 157H224V156H222ZM14 158V157H13ZM55 158V157H54ZM165 159H166V155H165V157H164ZM180 158V157H179ZM236 158V157H235ZM238 158V157H237ZM172 159V158H171ZM181 159V158H180ZM188 159V165H185V169L186 168H189L188 166H189V163H190V161L192 162V164L194 165L195 164V162H194V160L192 159V157H191V155L187 158ZM212 159V158H211ZM232 159V158H231ZM82 160V161H81ZM166 160V161H167ZM185 161H186V159H184ZM226 160V159H225ZM242 160V159H241ZM241 160L240 161H238V160H233V161H226V162H224V163H222V167L219 169L218 168V170H216L215 172H214V176H213V178H212V181H216L214 184V187L216 186V190L215 191H217V195H219V197H214L215 199H214V202L213 203H215L213 206H210V207H213L214 208V206L216 205V206H218V211L219 210H221V212L222 211H224V210H227L228 212H230V210H231V208L233 207V208H235V207H239L240 205L243 207V206H248L249 207V209H251L250 207H252L253 209L255 208H259L258 206H259V201H258V197H256V196H254V195H258L257 193L256 194H254L253 195V193L251 192V189H252V185H251V183H253V182H250V181H253V176H257L256 174L255 175H249V178H250V176H252L251 178V180H249V178H248V176H247V173L249 172V170H251V173L253 172V174H254V171H253V169L254 168H252V166H250V165H248V163H247V165H242V163H241ZM80 161H81V163L82 162H84V164L86 163V171H87V173H86V175H82V174H80V172L81 171H83L84 169H81L82 167L79 165V163H80ZM184 161V162H185ZM79 162V163H78ZM158 162V161H157ZM182 162H183V160H182ZM200 162V161H199ZM198 162V163H199ZM153 163V162H152ZM151 163V164H152ZM166 163L167 162H165V166H166ZM211 163V162H210ZM220 163V164H221ZM12 165V166H17V165ZM39 164V165H38ZM47 164H49V163H47ZM53 164H54V166H53ZM76 164V165H75ZM78 164V165H77ZM146 164H149V163H146ZM146 164H144V165H146ZM154 164H156V163H153V165ZM164 164V163H163ZM190 165V166H193V165ZM42 166V167H40V168H42V170L41 171H39L40 170V168L38 169L37 167H39V166ZM50 165V164H49ZM150 165V164H149ZM158 165V164H157ZM183 165V164H182ZM183 165V166H184ZM9 166V167H10ZM46 166V168L48 169L49 168V166H47V165H45ZM52 166L53 167H55V163H52ZM51 166V167H52ZM79 166V167H78ZM187 166V167H186ZM221 166V165H220ZM58 167V166H57ZM163 167H164V165H163ZM162 167V168H163ZM178 167V166H177ZM176 167V168H177ZM84 168V167H83ZM151 168H153L154 169V167H151ZM151 168L150 167H146V166H144V170H147V171H151ZM158 168V167H157ZM156 167H155V171H156V169H157ZM161 168V169H162ZM166 168H168V166L166 167ZM175 167L173 168V170L175 169V170H177ZM194 168V167H193ZM27 169H29V167L27 168ZM51 171L53 170V168H49ZM149 169V170H148ZM152 169V170H153ZM163 169H165V168H163ZM191 169H192V167H191ZM25 171V169L23 168L22 169V171ZM30 170L32 171L33 170V172L32 173H34V169L32 168H30ZM57 170V169H56ZM143 170V171H144ZM157 170H159L158 172H162V171H160V169L158 168ZM206 170H208V169H206ZM21 171V172H22ZM31 171H29L28 170V173H30ZM53 171H55V170H53ZM52 171V172H53ZM165 172H167V176H165V178L161 175V174H163V173H161V174H158V175H161L162 176V178L159 176L158 177V175H157V177L158 178H161V179H165L166 181H168L169 183H170V181H172L173 180V177L176 175V173H174L173 174V171H172V168L170 169H166V170H164ZM183 171V168L181 169V171H178V172H182ZM185 171V170H184ZM26 172V171H25ZM41 172V173H40ZM192 172V171H191ZM204 172V171H203ZM15 173H17V172H15ZM24 173V172H23ZM22 173V174H23ZM35 173L32 175L33 177H36L37 175H35ZM83 173V172H82ZM151 173H153V171H151ZM213 173V172H212ZM250 173V172H249ZM18 174L19 175H17V176H20V174L21 173H19L18 172ZM27 174V173H26ZM31 174V173H30ZM38 174V177H36V179L37 178H42V177H39L40 175ZM48 174H50V173H48ZM54 174H58L57 172H55ZM85 174V173H84ZM154 174V173H153ZM157 174V173H156ZM189 174H191V173H189ZM194 173H192V175H193ZM13 175H14V173H13ZM12 175V176H13ZM24 175H25V173H24ZM28 175V174H27ZM79 175H81L82 176V178L79 176ZM174 175V176H173ZM181 175H182V173H181ZM180 175V176H181ZM186 175V176H185ZM192 175H188V172H187V174H186V171L184 172V179L186 178H191V177H189V176H192ZM198 175H200V174H198ZM3 176V177H2ZM15 177V178H18V177ZM31 176V175H30ZM48 176V175H47ZM53 176V175H52ZM156 176V175H155ZM173 176V177H172ZM25 177V176H24ZM23 177V178H24ZM32 177V178H33ZM49 177L51 178V175H49ZM56 177V176H55ZM153 177V176H152ZM176 177V176H175ZM198 177V176H197ZM22 178V177H21ZM23 178H22V180L21 181H24L26 178H27V176L24 178V180H23ZM31 178V177H30ZM53 178V180H54V177H52ZM52 178H51V181H52ZM58 178V177H57ZM146 178H148L147 176H146ZM177 178V177H176ZM181 177H179V182H180V180H181V182H182V178L180 179ZM193 178V177H192ZM200 178V177H199ZM199 178H197V179H199ZM256 178V177H255ZM19 179V178H18ZM17 179V180H18ZM45 180V177L44 178H42L41 180ZM59 179V180H60ZM153 179H155V178H153ZM153 179H152V181H153ZM257 180H259V178H256ZM6 180H8V179H6ZM40 179H38V182L39 181H41ZM43 180V181H44ZM46 180H48V179H46ZM148 180H149V178H148ZM177 180V179H176ZM177 180V181H178ZM206 180H208V178H206ZM256 180V181H257ZM5 181V180H4ZM26 181V180H25ZM35 181V180H34ZM37 181V180H36ZM42 181V182H43ZM49 181H50V179H49ZM48 181V182H49ZM175 181V180H174ZM255 181V182H256ZM3 182V181H2ZM18 182H20V181H17V183ZM27 182V181H26ZM30 182H32V180L30 181ZM37 182V183H38ZM57 182V181H56ZM155 182V181H154ZM180 182V183H181ZM184 182V181H183ZM208 182V181H207ZM7 183V182H6ZM12 183H13V181H12ZM51 183H53V181L51 182ZM198 183V182H197ZM197 183H192V184H194V185H196ZM205 183V182H204ZM204 183H203V185H204ZM13 184H15V183H13ZM12 184V185H13ZM23 185L24 184H27V183H22ZM21 184V182H20V185L19 184H16L13 188H11L10 190H4L3 188H5V189H7L5 186L2 188L3 190L1 191L2 193H4V191H7V195L9 196V198L10 199H8V200H11L12 202L14 201V203H17V205H13V207L11 208L10 207V205L12 204V202H3L2 203V207H1V209H0V220H2L3 221V219H7V217H12V214H13V216H14V213H16V212H19V213H21V208H20V206L18 205V204H22L23 203V201H25L24 199L25 198H27L26 200H27V203H28V200H29V198L28 197H33V198H36L35 196H38L39 194H35V196H32V195H34V193H32V191H33V187H32V190L31 189H29V188H27V186L26 185H22ZM40 184V183H39ZM190 184V183H189ZM201 184V183H200ZM209 184V183H208ZM30 185H33V184H31V183H29V181H28V186L29 187H31ZM169 185H171V184H169ZM184 185V184H183ZM212 185H213V182H212ZM7 186V185H6ZM34 186V188H35V185H33ZM36 186H37V184H36ZM52 186V184L51 185H40V186H38L37 188H39V190H40V195H46V197L48 196V195H50L51 193L49 192L50 190H51V188L53 189V186ZM56 186V185H55ZM158 186V185H157ZM157 186H155V187H157ZM193 185H191V187H192ZM8 187V186H7ZM24 187H26V188H24ZM60 187V186H59ZM59 187H54V189H56L55 191H57L58 190V192L60 191L59 190ZM186 188H188L187 187V185L185 186ZM185 187H183V189H186ZM197 187V189H199L198 187H200V185L199 186H196ZM203 187V186H202ZM209 187H210V185H209ZM211 187H213V186H211ZM58 188V189H57ZM1 189V188H0ZM9 189V188H8ZM53 189V190H54ZM67 189V188H66ZM66 189H64V191L66 192ZM70 189V190H71ZM96 189V190H97ZM182 189V188H181ZM189 189H190V187H189ZM188 189V191L189 192H191V194H192V188H191V190L192 191H190ZM193 189L196 191V188L193 186ZM207 189H209V188H207ZM213 189V188H212ZM35 190V189H34ZM38 190V191H39ZM53 190H51V192L53 191ZM91 190H95V187H94V189L92 188ZM91 190H89L88 192H90ZM154 189H152V191H153ZM175 189H173L172 191H174ZM200 190H201V188H200ZM254 190V189H253ZM252 190V191H253ZM261 190V189H260ZM264 190V189H263ZM37 191V192H38ZM55 191H53V192H55ZM63 191V190H62ZM62 191H60V193L62 192ZM68 191V190H67ZM155 191V190H154ZM168 191V190H167ZM185 192H187L186 190H184ZM198 191V190H197ZM211 191V190H210ZM209 190L207 191V192H209V195L212 197V195L210 194L211 192H210ZM214 191V189L212 190V192ZM52 192V193H53ZM58 192H56L55 194H58ZM65 192H63V193H65ZM70 192V191H69ZM84 192L82 193V194H84ZM85 192V194L87 195L88 193H86ZM181 192V191H180ZM188 192V193H189ZM199 192V191H198ZM198 192H197V194H198ZM203 192H204V190H203ZM202 190H201V192H199V193H201V196H200V194H199V196L198 197H202ZM254 192V191H253ZM1 193V194H2ZM39 193V192H38ZM50 193V194H49ZM59 193V194H60ZM67 193V192H66ZM151 193V192H150ZM178 193V192H177ZM176 193V194H177ZM194 193V192H193ZM196 193V192H195ZM194 193V194H195ZM260 193V192H259ZM58 194V196L57 195H55L54 196V193H53V197H60V195ZM68 194V193H67ZM196 194V195H197ZM213 194V193H212ZM2 195H4V194H2ZM91 195V194H90ZM175 195V194H174ZM216 195V196H217ZM52 196V195H51ZM74 196H75V198H74ZM83 196H85V195H80V196H78V197H83ZM160 196V195H159ZM173 196V195H172ZM182 196V195H181ZM203 196H205V193L203 194ZM259 196V195H258ZM50 197V196H49ZM52 197V198H53ZM62 197H63V195H62ZM62 197H60V198H62ZM85 197H88L89 199H91V197L89 196V195H87V196H85ZM174 197V196H173ZM183 197V196H182ZM205 197H207L206 199H208V193H207V196H205ZM204 197V198H205ZM40 199L41 201H38V203L40 202V204H38V205H43V204H41L43 201H44V203H45V200H46V198H44V197H37V199ZM45 200H44V199ZM60 198H59V203H60V205H64V202L65 203H68V204H70L71 202H67V200H65L64 199V201L62 202H60ZM152 199V198H150V199H152V200H155V199ZM175 198V197H174ZM204 198H202L203 199V201H204ZM213 198V197H212ZM217 198V199H216ZM260 198V197H259ZM6 199V198H5ZM31 199L32 198H30V201H31ZM38 199V200H39ZM58 199V198H57ZM81 199V198H80ZM83 199H87V198H84L83 197ZM168 199V200H167ZM170 199H172V200H170ZM196 199H199V198H196ZM209 199H211L210 197H209ZM7 200V199H6ZM7 200V201H8ZM35 200V199H34ZM47 200H48V197H47ZM51 200V199H50ZM49 200V201H50ZM55 200V199H54ZM71 200V199H70ZM71 200V201H72ZM77 200H79V201H77ZM88 200V199H87ZM104 200H106V199H104L103 198V201ZM149 200V199H148ZM195 200V199H194ZM33 201V200H32ZM82 201H84V200H82ZM82 201H81V203H82ZM86 201V200H85ZM168 201H170V202H168ZM200 201V200H199ZM208 201V200H207ZM35 202V201H34ZM36 202H37V200H36ZM88 202V201H87ZM184 202H187L186 201V199L184 200ZM183 202V203H184ZM196 202V201H195ZM209 203L208 204H210V203H212L210 200L208 201ZM264 202V200H262V203ZM24 203H26V202H24ZM30 204H33L32 202H29ZM47 203H49L48 201H47ZM47 203H45V204H47ZM50 203H53V201L52 202H50ZM49 203V204H50ZM55 203V202H54ZM59 203H58V205H59ZM63 203V204H62ZM71 203V204H72ZM84 203V202H83ZM86 203V202H85ZM182 203V202H181ZM261 203V204H262ZM45 204H44V206H45ZM49 204H47V205H49ZM57 204V203H56ZM55 204V205H56ZM125 204V205H126ZM173 204H172V206H173ZM179 204V203H178ZM207 204V205H208ZM260 204V205H261ZM35 205H37V203L35 204ZM46 205V206H47ZM52 205V204H51ZM51 205H49V207L51 206ZM67 205V204H66ZM81 205V204H80ZM83 205H85V204H83ZM82 205V206H83ZM185 205V204H184ZM194 205V204H193ZM206 205V206H207ZM1 206V205H0ZM45 206V207H46ZM57 206V205H56ZM65 206V205H64ZM128 206H130V205H128ZM127 206V207H128ZM180 206H182V205H180ZM200 205H198V207H199ZM262 206V205H261ZM38 207L39 206H37V209H38ZM52 208L54 207V206H51ZM60 207H62V206H60ZM193 207V206H192ZM194 207H195V205H194ZM193 207V208H194ZM197 207V205H196V209H195V211H197L198 209H203V208H205L204 206H203V208H202V206L200 207V208H198ZM210 207H209V211L211 210L210 209ZM228 207H231L230 208V210H228ZM263 207H264V205H263ZM56 208H58V207H55V209ZM69 208V207H68ZM71 208V207H70ZM186 208H187V206H186ZM198 208V209H197ZM207 208V207H206ZM212 208V209H213ZM217 208V207H216ZM244 208V207H243ZM260 208H262V207H260ZM54 209V208H53ZM59 209V208H58ZM67 209V208H66ZM73 209V208H72ZM80 209V208H79ZM127 209V208H126ZM125 208H124V210H126ZM129 209V208H128ZM185 209V208H184ZM249 209H247V210H249ZM254 209V210H255ZM23 210V209H22ZM65 210V209H64ZM68 210V209H67ZM123 210V211H124ZM186 210V209H185ZM203 210H205V209H203ZM234 210V209H233ZM260 210V209H259ZM259 210H257L258 211V213H259V215H261L262 213H261V211H262V209H261V211H259ZM30 211V210H29ZM62 211V210H61ZM69 211H71L72 212V210H69ZM75 211V209L73 210V212ZM77 211V210H76ZM133 211V213H135ZM183 211V213L185 212L184 210H182ZM189 213L188 214H190V211L189 210H187ZM186 211V212H187ZM199 211V210H198ZM207 211H208V209H207ZM212 211V210H211ZM24 212H26V211H24ZM23 212V213H24ZM78 212H80L79 210H78ZM78 212H77V214H78ZM103 212H104V210H103ZM131 212H132V210H131ZM130 212V214L132 215V213ZM192 212V211H191ZM194 212V211H193ZM202 211L200 210V212H196V214L197 213H201ZM205 212L206 211H204L203 212V215L205 214ZM213 212V211H212ZM216 212V211H215ZM220 212V211H219ZM239 212L240 211H233V215H235V217H240V218H245L246 216H244L243 214L241 215V213L239 214ZM253 212V211H252ZM65 213H67V212H65ZM76 213V212H75ZM138 213V212H137ZM179 213H180V210H179V212H178V215H179ZM182 213V212H181ZM182 213V214H183ZM208 213V212H207ZM231 213V212H230ZM235 213V214H234ZM245 213H246V211H245ZM11 214V216H9ZM62 214V213H61ZM101 214V213H100ZM119 214V213H118ZM117 214V215H118ZM125 214L127 215V212H125ZM129 214V213H128ZM167 214H169V215H167ZM182 214H180L181 216H182ZM184 214H186V213H184ZM202 214V213H201ZM201 214L199 215V216H201ZM215 215H216V213H214ZM232 214H231V216H232ZM23 215V214H22ZM26 215V214H25ZM30 215V214H29ZM29 215H27V218H26V216H25V219H29ZM59 215V214H58ZM70 215H71V213H70ZM75 215V214H74ZM73 215V216H74ZM79 215V214H78ZM110 215V216H111ZM114 216V217H118V216ZM131 215H128V217L129 216H131ZM178 215L176 214V216L178 217ZM179 215V216H180ZM193 215V214H192ZM195 215V214H194ZM193 215V216H194ZM203 215L201 216V217H203ZM207 215H209V214H207ZM219 215H220V213H219ZM218 215V216H219ZM247 215V214H246ZM262 215H264V214H262ZM31 216V215H30ZM32 216H33V214H32ZM76 216V215H75ZM80 216V215H79ZM198 216V215H197ZM212 216H214V215H212ZM212 216H211V218H212ZM217 216V215H216ZM221 216V215H220ZM229 216H230V214H229ZM248 216V215H247ZM251 216V215H250ZM249 216V217H250ZM60 217V216H59ZM113 217V216H112ZM127 217V218H128ZM168 217V218H167ZM188 217V216H187ZM195 217V216H194ZM205 217V216H204ZM209 217V216H208ZM225 217V216H224ZM260 217H262V216H260ZM31 218V217H30ZM100 218V217H99ZM126 218V219H127ZM130 218V217H129ZM134 218V217H133ZM182 218V220H183V217H180V219ZM189 218V217H188ZM195 218H197V217H195ZM219 218H223V217H219ZM232 218V217H231ZM238 219V221L236 220L237 218H235V219H233V220H235V221H237V222H239L241 219ZM243 218V219H244ZM248 218V217H247ZM205 219H207L208 220V218L207 217H205ZM204 219V220H205ZM210 219V218H209ZM214 219H215V221H213L214 222V225H215V227H216V229H218V231H216V232H218V234L220 235L221 234V236H219L220 237V239L222 238H224V237H226L227 235H226V232H223V231H225L226 230V228H225V226H224V228H225V230H222L221 228H223V225H219V219L217 218H215L214 217ZM242 219V220H243ZM11 220V219H10ZM31 220V219H30ZM29 220V221H30ZM33 220V219H32ZM64 220V219H63ZM107 220V219H106ZM105 220V221H106ZM182 220L180 221V222H182ZM199 220H200V218H199ZM206 220V221H207ZM213 220V218L211 219V221ZM226 220H227V218H226ZM232 220V219H231ZM245 221H246V223L248 224L247 226L249 227V229L247 230V231H251L252 232V230L254 231V230H256V223H257V225H259L260 226V228H258V230H257V234L259 235V233L258 232H260L261 233V235L262 234H264V219L263 220H261V219H259V218H254V219H244ZM5 221V220H4ZM25 221V220H24ZM110 221V220H109ZM130 221H131V219H130ZM185 221V220H184ZM191 221V220H190ZM196 221H198L197 219H196ZM206 221H202V225L204 224H206ZM221 221V220H220ZM222 221H224V220H222ZM221 221V222H222ZM235 221H232V222H234L235 224H236V222ZM258 221V222H257ZM1 222V221H0ZM17 222V221H16ZM108 222V221H107ZM132 222V221H131ZM199 222H201V221H199ZM198 222V225H200L201 223H199ZM5 223V222H4ZM25 223V222H24ZM31 223V222H30ZM97 223H99V222H97ZM128 223H129V221H128ZM193 223V222H192ZM196 223V222H195ZM241 223H243L242 221H241ZM2 224V223H1ZM6 224V223H5ZM186 224V223H185ZM190 224V223H189ZM197 224V223H196ZM220 224H222V223H220ZM223 224H225V223H223ZM228 224H229V221H228ZM238 224V223H237ZM255 224V225H254ZM2 225H4V224H2ZM17 225V224H16ZM203 225V227H205ZM208 225H209V223H208ZM226 225V224H225ZM239 225H240V222H239ZM1 226V225H0ZM96 226V225H95ZM109 226H111L110 225V223H109ZM172 226V225H171ZM186 226H187V224H186ZM197 226V225H196ZM211 226H212V224H211ZM232 226V225H231ZM243 226H245V222H244V225ZM247 226H245L246 227V229H247ZM255 226V227H254ZM262 226V227H261ZM23 227H24V225H23ZM97 227V226H96ZM181 227H183V226H181ZM208 227H210V226H207L206 227V229H208ZM214 227V228H215ZM230 227V226H229ZM16 228H17V226H16ZM88 228V227H87ZM128 228H131V227H128ZM155 228V227H154ZM157 228V227H156ZM197 228L198 229H200V227H198L197 226ZM64 229V228H63ZM66 229V228H65ZM64 229V230H65ZM184 231H186L184 228H182ZM210 229H212V227H210ZM252 229V230H251ZM2 230V229H1ZM5 230V231H4ZM4 230H2V231H0V241H2V240H5V239H3L4 237H6V236H8V234L7 233H14L15 231H6V229H4ZM16 230H18V229H16ZM113 230V229H112ZM149 230H151V231H153L152 229H149ZM214 231V233H215V229H213ZM227 230H228V228H227ZM231 230V229H230ZM19 231H21V230H19ZM23 231V230H22ZM25 231V230H24ZM115 231V230H114ZM125 231V230H124ZM151 231H149V233L151 232ZM180 231V230H179ZM182 231V230H181ZM201 230H199L198 232H200ZM207 231H209V229L207 230ZM239 231V230H238ZM237 231V232H238ZM240 231H241V229H240ZM244 231V230H243ZM172 232V231H171ZM212 232V231H211ZM211 232H210V234H211ZM255 232V231H254ZM28 233V232H27ZM124 233V232H123ZM152 233V232H151ZM163 233V232H162ZM168 233V232H167ZM173 233H176L175 231L174 232H172V234ZM180 233V232H179ZM183 233V232H182ZM223 233H225V234H223ZM253 233V232H252ZM256 233V232H255ZM7 234V235H6ZM207 234H208V232H207ZM206 234V235H207ZM217 234V233H216ZM230 234V233H229ZM228 234V235H229ZM238 234V233H237ZM4 235H6V236H4ZM183 235V234H182ZM231 235V234H230ZM239 235H241V233H239ZM208 236V235H207ZM211 236H212V234H211ZM215 236V235H214ZM231 236H233V238H234V235L232 234ZM253 236V235H252ZM252 236H250L251 238H252ZM254 236H255V234H254ZM257 236V235H256ZM264 236V235H263ZM210 237V236H209ZM240 237V236H239ZM246 237V236H245ZM248 237V236H247ZM7 238H9V237H7ZM65 238V237H64ZM148 237L146 236V240L145 241H149V239H147ZM212 238V237H211ZM215 238V237H214ZM241 238H243V237H241ZM255 238V237H254ZM19 240H20V238H18ZM63 239V238H62ZM70 239V238H69ZM244 239V238H243ZM262 239V238H261ZM260 239V240H261ZM12 240V239H11ZM17 241V242H20V241ZM68 241V239H66L65 238V241ZM214 240V239H213ZM217 240V239H216ZM240 240V239H239ZM256 240V239H255ZM254 240V241H255ZM258 240H259V238H258ZM118 241V240H117ZM215 241V240H214ZM242 241V240H241ZM21 242H23V241H21ZM36 242V241H35ZM150 242V241H149ZM217 242H218V240H217ZM216 242V243H217ZM256 242H259V241H256ZM261 242V241H260ZM60 243V242H59ZM58 243V244H59ZM213 242L211 241V243L210 244H212ZM246 243V242H245ZM242 244V243H241ZM259 244V243H258ZM261 244V243H260ZM14 245V244H13ZM35 245V244H34ZM57 245V244H56ZM60 245V244H59ZM59 245H57V246H59ZM64 245H65V243H64ZM67 245V244H66ZM60 246V249H62V248H64V250H63V252L64 251H66L67 249H66V247L67 246ZM142 245H143V243H142ZM213 245H214V243H213ZM217 245V244H216ZM255 245V244H254ZM145 246V245H144ZM143 246V247H144ZM239 246V245H238ZM250 246V245H249ZM27 247V246H26ZM33 247V246H32ZM240 247V246H239ZM255 247V246H254ZM261 247V246H260ZM68 248V247H67ZM258 248V247H257ZM66 249V250H65ZM241 249V248H240ZM37 250V249H36ZM68 250H70V249H68ZM242 250H243V248H242ZM258 250V249H257ZM58 251V250H57ZM62 251V250H61ZM263 251V250H262ZM68 252V251H67ZM70 252V254H71V251H69ZM68 252V253H69ZM116 252V251H115ZM244 252V251H243ZM246 252V251H245ZM68 253H63V254H65V256H66V254H68ZM240 253V252H239ZM242 253V252H241ZM62 253H60V255H61ZM70 254H68V255H70ZM246 254V253H245ZM248 254V253H247ZM252 254V253H251ZM67 255V256H68ZM63 256V255H62ZM247 256H250V255H247ZM262 257V256H261ZM237 259V258H236ZM218 260V259H217ZM223 260V259H222ZM239 261V260H238ZM240 262V261H239ZM264 262V261H263ZM244 264V263H243ZM261 264V263H260Z\"/></svg>",
  "mask_w": 264,
  "mask_h": 264
}]
</instances>
